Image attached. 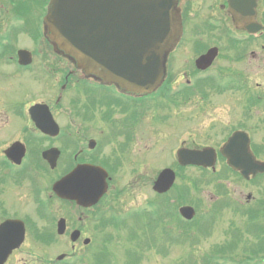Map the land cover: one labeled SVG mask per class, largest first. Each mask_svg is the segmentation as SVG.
I'll return each mask as SVG.
<instances>
[{"label": "flooded vegetation", "instance_id": "af4514ba", "mask_svg": "<svg viewBox=\"0 0 264 264\" xmlns=\"http://www.w3.org/2000/svg\"><path fill=\"white\" fill-rule=\"evenodd\" d=\"M45 1L36 0L34 4L41 5L43 9ZM29 4L25 10L31 16L33 3L29 2ZM178 6L184 25L185 20L187 22L193 21L199 30L210 29L215 14L216 16L223 13L229 15L226 5L221 0H178ZM205 8L211 11V15L207 19L202 18L205 19V22L201 23L200 20L202 19L199 16L202 15ZM29 28L33 31H39L42 25L35 18L31 20ZM41 43L51 48V44L47 41ZM187 43L191 42L188 41ZM198 43L205 46L202 42ZM211 45L209 43L206 47ZM246 49L247 47L241 49L242 57L232 59L243 61ZM249 52L252 59L257 57L254 51L250 50ZM170 69V64L167 62L165 79L161 87L152 94H134L121 90L115 85L102 84L98 79L81 74L73 66L68 68L65 73H59L58 80L62 81L60 84L62 93L55 97L54 105L63 99L69 113L72 112L78 120H67L60 124L57 137H49L41 133L35 128L33 122L27 121V125L20 127V138L13 142L20 141L25 148V161L27 157H31V160L27 163L23 161L24 167L21 169L9 162L7 166H4V170L6 174L12 172L11 182L14 185H20L21 178L27 176L26 180H29V175H32L33 178H41L42 182L48 176L53 177V181H55L80 164L100 165L107 171L108 189L91 206H82L73 200L59 199L48 185L37 189V193L41 195L39 198H35V195L30 192L35 186L30 185L28 187L30 199L41 205L38 208L41 215L30 217L31 219L23 218L26 228L25 237L27 239L28 235L31 238L32 245L28 251H24L22 249L26 243L24 241L20 248L13 250L5 264H12L11 262L15 260L17 253L23 252L27 254L40 252L41 264H54L55 262L57 264H61L60 262L69 264L63 262L67 257L73 259L72 264L76 260L82 261L83 264H91L94 257L101 255L100 240L114 235L117 230L116 224L120 223L118 217L125 211H134L132 209L135 208L131 203L123 211L121 207L127 203L128 198H122L125 190L116 187L115 182L121 174L131 176L132 178L127 184L130 189L129 193L133 194V198L144 199L142 189L147 190L149 187V179L147 178L149 171L147 172L145 168L147 164L149 165L150 160L147 156L151 139H154L150 137V121L152 120L155 124L162 123V121L166 125L170 124V113L175 114L180 110L181 96L179 97L180 93L177 92L182 87L176 86V75L170 72ZM229 71L234 72L233 70ZM187 73V71L182 72L181 77ZM196 74L198 71L194 69L190 73L193 76ZM232 75L242 76L241 73ZM190 80L191 78H186L185 83L189 84ZM193 80L192 83L195 86L198 79L194 78ZM65 90L69 93L67 96L62 95ZM238 92L248 91L239 87ZM239 96L243 97V99L241 98L243 103L237 105L238 111L235 115L239 121L231 128L222 129L223 133L220 136L222 140L212 146L216 152L214 165L205 168L209 177L210 190L208 195L214 213H209L208 222L204 225H206V235L209 236L212 235L214 229L215 231L221 230L222 225L219 222L226 219L223 231L227 241H230L232 237L245 229L246 223L239 214L242 210H247L254 216L252 222L255 223L257 216L261 221L260 225L254 226L253 232L258 236V251L264 252V172L256 173L254 176L250 175L246 179L238 171L232 170L227 164V158L219 153L220 147L226 148L225 145L234 131L243 130L249 139V151L253 153L256 160L264 161V137H259V141L254 139L256 131L264 126L261 116V113L264 112V106L246 104L244 94H239ZM160 101L161 106L155 105ZM51 103L48 102L49 105ZM152 109L158 111L153 116L151 114ZM238 143H242V139H238ZM51 147H57L60 151L54 168H50L49 164L41 158L42 151ZM173 161L169 166L171 165L176 173ZM231 188V195H234L233 193L236 195L234 200L229 198ZM140 191L142 193L139 194ZM167 198L173 201L172 195H168ZM173 199L175 200V198ZM46 207L52 216L42 214ZM227 208L234 209L233 212L238 214V220L223 217L222 213ZM61 217L64 219L65 229L63 234H58L56 232L57 222ZM3 219L0 218V221ZM132 219V213H129V217L122 221ZM148 224L149 222L144 224L145 232H148ZM217 225L220 226L217 227ZM74 230H77L78 234L74 241H71V232ZM225 245L224 243L216 247V250H224ZM232 246L234 245L232 244ZM58 247L61 249H56ZM52 250L55 253L52 254L51 259L48 253ZM60 254H64L66 257L57 260V256ZM23 264L26 262L23 261Z\"/></svg>", "mask_w": 264, "mask_h": 264}, {"label": "rangeland", "instance_id": "374dc122", "mask_svg": "<svg viewBox=\"0 0 264 264\" xmlns=\"http://www.w3.org/2000/svg\"><path fill=\"white\" fill-rule=\"evenodd\" d=\"M8 2L9 0H0V56L3 57L2 60L4 61L3 63H0V164H2V158L4 157L2 150L5 149L15 139L20 138V127L23 126V124L27 125L28 105L33 102H52L51 104H53L55 97L60 92V86L58 83L56 84V78L59 76L56 70L58 69L62 72L64 69H66L65 67L67 65L64 60H60L51 54L50 50L46 48V44L41 43L42 38L32 39L23 32H20L21 35L17 34L18 29L26 30L28 27H26V24L22 22L23 20L20 17L16 16L14 19L13 15L15 13L12 11V6ZM27 2L34 3V0H28ZM1 3H3V5H1ZM262 3L264 4V0ZM27 5L30 4L27 3ZM31 8V13L35 14L33 16L36 17L37 15H42L39 5L36 7L33 4ZM209 15H211V11L205 8L199 18H207ZM33 16L31 17L32 19H34ZM224 17V13L219 14L217 17H213V20L219 23V27L212 28V30L208 28L204 36L206 38L203 43L204 45H208L210 43L217 45L220 48L219 55L213 62L214 67H209L206 70L207 73H204V71H199L196 76L190 75V73L193 72V69L197 70L194 66V59L198 55V52H192V44L200 48L201 43L191 42L189 45L186 43V41L191 37L189 30L186 32L187 35L184 36L181 44H179L177 47V51L170 56L172 57L169 59L171 67L170 72L176 75V86H183L184 80H186L188 77L196 79L199 78V75H201L200 77H204L206 74L209 76L211 75L210 77L214 78L212 80L215 82L217 87L216 90L208 89L207 97H205L206 95L203 97L200 95V92H196L187 102H182L178 112L175 114L170 113V124L164 125L163 121L162 123L155 124V122H152V120L150 121V137L154 139H151L150 149L147 156L148 160L150 161L149 165L147 164L145 169L147 172L149 171L147 176L149 179V187L147 190L142 189V192L144 193V199L133 198V194L129 193L130 189L128 188L127 184L130 182L132 178L131 176L127 174H121L119 175L118 180L115 182L116 187H120L121 189L125 190L123 191L124 195H122V198H128L127 203L121 207L123 211L126 210L131 203L135 207L132 209L134 211H125L122 215H120V217H118V221L120 223H129L131 221V226L134 229L132 236L137 238L140 237L139 235L141 234L142 229L141 223L139 222L138 227H136L133 225V219L130 221L122 220H124L126 217H129V213H132V217L138 216L139 218H146L145 216H142V212L140 211L142 207L147 208V211L154 212L156 203L160 199L151 189L152 181L158 170L164 166H168V164L173 161L171 155L172 152L180 145L213 146V144H217L222 140L220 139V136L223 133V128H231L235 126L237 121H239L235 115L238 111L237 105L241 104V98L243 99V97L239 96L240 93L238 92L239 87H243L240 80L241 77L243 78V82L253 94L254 98L256 96H262L260 102L253 101L252 104L256 106L259 104L264 105V38L258 41H248V43L231 45L229 42L230 37L240 35L242 32L238 30L234 31L235 29L233 30L231 25V29H229V27L224 24ZM187 28L189 27L187 26ZM245 46L249 47L247 48L248 53L246 52L244 60L234 61L232 58H239L238 56L241 57L239 49ZM254 46H257V48H253ZM3 47L4 49H2ZM19 48H25L32 53L33 64L30 65L31 67L29 69H18V66L14 64V61L10 60L11 58L16 57L14 55V51L15 49ZM251 48H253V50L255 49L257 56L254 59L251 58L252 55L249 52ZM7 52L8 55L11 53L13 56H5ZM229 70H233L234 72ZM39 71L43 72V74H49L46 80H44L46 76L32 74ZM186 71L188 73L181 77L182 72L184 73ZM228 73L229 75H227ZM236 73H241L242 76L237 77L232 75ZM36 78L38 79L36 80ZM219 89L221 90L220 92H218ZM244 94L246 95V93ZM59 102H63L64 104H60L61 106L54 110V116L58 123H65L67 120H78V118H76L73 113L71 114L67 109H64V100H60ZM159 104L160 103H158L157 106ZM157 112V110L152 109V116ZM261 116L262 121H264V112L261 113ZM259 137H264V126H261V129L256 131L254 135V139H258L257 141H259ZM200 173L201 172L194 168L180 170V178L178 177L176 180L177 186H180L181 183L184 182L183 179L185 177L182 176H187V179L191 180L193 178H202L204 180V174L202 176ZM46 178L47 179H44L43 182L41 181V178L38 179V182L35 184V186L38 188H33L35 193L28 190V187L32 185V183L28 180L21 181L20 185H14V183L11 181H6V184L0 186L2 188V190H0V217H22L25 219H31L30 217L41 215V212L38 209L41 205L33 202L30 199L31 195H29L28 191L34 194L35 198H38L37 189H40L41 187L51 183L50 177L48 176ZM231 190L232 188L229 191V198L230 200H234L236 195L235 193H233L234 195H231ZM207 191L208 188L205 187V185L202 186L201 184L198 192L193 194L195 199L197 198V204L194 205L196 216L194 221L188 224L184 223L183 225L182 222L178 221L176 209L171 204L164 206L160 212H154L157 214V216L160 213L166 215L169 213L170 218L166 217L165 220L170 221V224L173 226L172 229L175 232L174 234L170 226H168L166 223H159L161 230L158 231H171L170 235L173 242L166 240L164 246L165 253H162L160 251L161 247L157 246L150 247L153 249H148L149 247L141 248L140 238L137 241L136 239L129 241V238L126 240V235H129L126 234L128 230L127 227H129V225H127L128 223H117V230L115 231V234L107 238V250L112 245L108 252L112 253L109 255V261L106 259V256L100 255L94 257V259L91 261L92 263H90L100 264L101 261L106 260L111 264H131L133 261H136L135 264H214L215 260L211 259L210 257L211 250H215L216 247H219L224 243H228V239L226 238L225 232L223 231L224 224L227 220L224 219L222 222H219L222 225L221 230L215 231L214 229L212 235L204 237V233L200 231V226L202 222H208V213H214L212 212V205L209 202ZM142 192L140 191L139 194ZM189 195L190 191L188 192L186 190L180 196L182 199H185ZM150 204L154 205L152 206ZM47 209L48 208L46 207V210L44 213H42L43 215H51ZM155 211H157V209ZM228 211L232 210L226 209L223 214L224 216H220L227 218L231 217L235 220H238L237 213ZM150 216L151 218H157L153 216V213H150ZM239 216L241 215L239 214ZM241 218L243 217L241 216ZM246 221L245 229L247 231H241L240 234L235 236V238H239L244 241H253L255 240V236L252 233L253 228L254 226L260 225L261 221L258 216L255 217V223L248 222V220ZM176 225H183L186 227L187 237L179 235L180 232L182 233L183 229H180V227ZM156 226L157 224L155 225V228ZM218 226L220 225H217V227ZM204 227H206V225ZM244 233H246V235H243ZM154 235H156V237L160 236L157 234V232H154ZM141 238H143V234H141ZM232 244L236 245L233 242ZM31 245L32 240L27 235L26 243L22 249L24 251H28V249L31 248ZM242 245L245 246V243H242ZM101 246L102 239L100 240V247ZM56 249H61V247ZM128 249L137 251V255L140 256L139 260L138 257H136V260L134 257L126 260L124 251ZM242 249H236L237 252L229 253L231 255L224 256L223 259L219 260V262L222 264H257V262L264 255L263 252L252 254V257H246V255H242ZM102 252H105V250ZM35 253L36 254H27L26 252L17 253L15 260L11 263L23 264L24 261L26 264H41V253ZM53 253H55L54 250L48 253L51 259ZM238 253H240V256H238ZM217 256V252H213L212 258H216ZM66 262L70 264L73 262V259H67ZM74 264L83 263L82 261L76 260Z\"/></svg>", "mask_w": 264, "mask_h": 264}, {"label": "water", "instance_id": "95a60500", "mask_svg": "<svg viewBox=\"0 0 264 264\" xmlns=\"http://www.w3.org/2000/svg\"><path fill=\"white\" fill-rule=\"evenodd\" d=\"M176 3L177 0H49L44 16L45 34L53 50L67 57L86 77L114 84L127 92L150 93L160 84L167 54L182 34ZM228 3L237 27L248 32L262 28L255 20L257 0H228ZM216 55L217 48L212 47L200 55L195 64L204 69ZM18 56L20 64L31 61L26 50H19ZM28 112L42 131L57 133V125L47 105L34 104ZM231 140L233 143L236 137ZM205 152L180 149L179 162L206 166ZM23 153L19 143L5 150L6 156L16 163L20 162ZM42 156L54 167L58 151L49 149ZM230 162L244 171L256 169V163L249 160L232 157ZM105 177V171L99 167L79 165L56 181L53 191L61 198L89 205L105 191ZM173 180V171L166 168L158 175L153 189L163 192ZM181 212L186 217L193 214L189 207H182ZM63 227L60 221L59 232L63 231ZM23 237L22 221L8 219L0 224V264ZM72 238L75 239L76 235L73 234Z\"/></svg>", "mask_w": 264, "mask_h": 264}, {"label": "trees", "instance_id": "16d2710c", "mask_svg": "<svg viewBox=\"0 0 264 264\" xmlns=\"http://www.w3.org/2000/svg\"><path fill=\"white\" fill-rule=\"evenodd\" d=\"M138 219H141V222L143 223L142 218H138ZM157 223H158V221L155 218L149 217V224L148 225L151 227V230H152L154 224L156 225Z\"/></svg>", "mask_w": 264, "mask_h": 264}]
</instances>
